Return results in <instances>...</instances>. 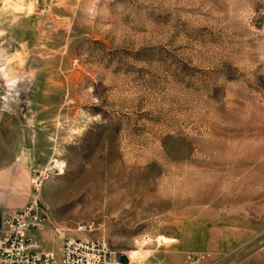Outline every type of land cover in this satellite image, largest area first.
I'll return each mask as SVG.
<instances>
[{"label": "rangeland", "instance_id": "374dc122", "mask_svg": "<svg viewBox=\"0 0 264 264\" xmlns=\"http://www.w3.org/2000/svg\"><path fill=\"white\" fill-rule=\"evenodd\" d=\"M0 112L63 237L264 264V0H0Z\"/></svg>", "mask_w": 264, "mask_h": 264}, {"label": "built area", "instance_id": "2783aa9c", "mask_svg": "<svg viewBox=\"0 0 264 264\" xmlns=\"http://www.w3.org/2000/svg\"><path fill=\"white\" fill-rule=\"evenodd\" d=\"M48 229L61 243L59 258L35 242L36 235ZM93 229V223L80 224L73 230L77 236L63 237L45 206L28 203L1 216L0 264H123V253L109 249L102 240L81 236Z\"/></svg>", "mask_w": 264, "mask_h": 264}, {"label": "crops", "instance_id": "0c3cea01", "mask_svg": "<svg viewBox=\"0 0 264 264\" xmlns=\"http://www.w3.org/2000/svg\"><path fill=\"white\" fill-rule=\"evenodd\" d=\"M30 151L17 120L0 112V221L2 215L21 209L27 201Z\"/></svg>", "mask_w": 264, "mask_h": 264}, {"label": "bare ground", "instance_id": "6f19581e", "mask_svg": "<svg viewBox=\"0 0 264 264\" xmlns=\"http://www.w3.org/2000/svg\"><path fill=\"white\" fill-rule=\"evenodd\" d=\"M53 163H54V166H55L56 168H58L60 172L63 171V167L61 168L60 164L55 165V162H53ZM49 169H52V167H51V163H50V165H48V166L46 167V171H49ZM37 186L40 187L41 184H40V185L37 184Z\"/></svg>", "mask_w": 264, "mask_h": 264}]
</instances>
